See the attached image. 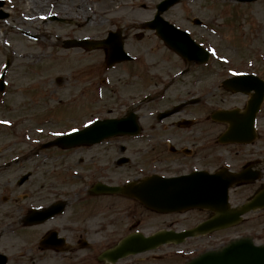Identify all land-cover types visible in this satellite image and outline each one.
I'll list each match as a JSON object with an SVG mask.
<instances>
[{"label": "rangeland", "instance_id": "obj_1", "mask_svg": "<svg viewBox=\"0 0 264 264\" xmlns=\"http://www.w3.org/2000/svg\"><path fill=\"white\" fill-rule=\"evenodd\" d=\"M159 1L161 0H0V10L3 9L6 14L5 18L0 19V75L5 71V89L0 93V156L9 154L11 150L24 152L28 144L37 146L35 151L25 154L27 159L20 161L18 166H10L8 170L0 169V182L6 176L17 178L19 175H32L30 182H53L62 181L63 176L81 175L87 177L82 179L85 187L94 182V165L97 161L118 163V167L107 170L114 180L116 177H127L139 169L129 163L123 166L127 161L125 159L148 166L152 159L143 154L146 148L133 142L127 143V149L118 156L115 151L109 154L100 148L62 153L53 148L41 150L38 146L63 133L81 128L95 118L94 87L91 86H94V58L99 53L75 48L66 50L62 42L75 38L94 39L97 32L103 35L113 28L126 27L131 28L130 32H142L139 26L153 16L155 5ZM237 1L183 0L170 8L164 14L165 18L202 43L210 52V57L206 66L192 64L183 75H179L187 66L176 56L161 51L155 40L146 39L145 44H141V49H148L147 59L155 61L158 71L156 76L159 77V80L155 77L152 80L163 81L167 77L166 72L170 71L172 76L169 75V78L175 79L174 89L184 88L189 91V95L200 96L205 88L207 91L211 90V102L216 103L213 95L219 93V73H222L223 68L230 71L255 70L264 77V0L243 4ZM59 5L61 12L55 9ZM126 6L132 8L133 16H127L122 10ZM69 13L72 16L63 18L62 15ZM24 14L34 19L32 23L21 22ZM194 18L203 27L194 26ZM123 68L117 73L121 81L126 79ZM151 74L149 72L150 76ZM56 79L61 81L56 82ZM146 85L147 92L149 84L146 82ZM169 94L166 97H172ZM262 114L257 126L263 137L264 113ZM10 132L16 136L15 139H11ZM10 139L16 143L15 147L9 145ZM262 140L258 143L264 144ZM163 151L165 154L161 163L164 159L168 162L171 158L165 149ZM114 153L115 156L112 155ZM0 167L3 168L1 161ZM202 217L196 212L169 216L146 213L139 228L144 234H148L169 224H175L177 228L187 227ZM251 217L252 223L243 224L237 230L239 234H247L253 224L257 231L255 243L264 244V213ZM135 226V220H131L125 228L128 230L136 228ZM233 233L234 231L215 234L216 242L210 239L200 240L199 249L188 257L210 247L215 248V243L216 247L225 244ZM94 239L98 240L95 227ZM194 243L191 241L188 246L178 250L163 249L155 252V255L185 252ZM1 245L6 248L4 243ZM0 250L5 251L1 247ZM97 253L98 250L94 247V254ZM149 257L150 255H143L130 258L123 264H182L186 260L171 257L165 262H159ZM141 258L147 259L138 261Z\"/></svg>", "mask_w": 264, "mask_h": 264}, {"label": "flooded vegetation", "instance_id": "obj_2", "mask_svg": "<svg viewBox=\"0 0 264 264\" xmlns=\"http://www.w3.org/2000/svg\"><path fill=\"white\" fill-rule=\"evenodd\" d=\"M152 19L151 17L149 20ZM130 29H111L119 31L123 49L130 56V60L108 67L109 61L105 51L94 50L99 53L94 58V115L97 119L132 116L139 127L138 135L118 137L90 149L72 151L84 152L100 148L109 154L115 151L118 156L127 149V143L133 142L145 147L143 154L152 161L148 166H142L135 160L125 159L127 161L123 166L129 163L139 169L129 176L126 175L127 177H116L115 180L108 171L118 167V163L111 164L109 160L101 163L97 161L94 165V182L85 187L82 179L87 177L81 175L63 176L62 181L53 182H30V175L22 184H18V181L23 176H6L5 180L0 182V247L5 250L0 252L7 256V264H99L96 261L99 252L94 254V247H100L101 251L113 246L122 236L130 233L131 229L126 230L125 226L131 220H135L136 230L143 232L139 226L145 214L152 212H148L137 201L123 194L90 193L89 188L96 183L120 186L131 181L138 182L150 175L176 177L193 172L215 173L222 170L231 175H241L243 180L240 179L242 184L229 192L232 207L240 205L264 186V144L258 143L259 136L251 144H220L219 136L231 130L232 119L237 115L221 122L212 119V115L218 111L243 114L253 91L243 94L236 90L237 86L234 84L224 86L223 81L232 78V70L227 68H223L222 73H219V93L213 95V101L216 103L211 102V90L204 88L200 96H194L189 95V91L184 88L174 89L175 79L169 78V75L172 76L170 71L166 72L165 80L153 81V77L159 80L156 76L158 71L155 61H148V49H141V44L144 45L146 39L155 40L161 51L171 56L176 55L166 48L153 32H130ZM109 32L103 35L97 32L94 39L102 41ZM138 48L140 49L137 50ZM185 65L189 69L192 64ZM120 68L125 71L126 79L123 81L117 76ZM149 72L152 73L151 76ZM244 72L250 74L248 71ZM146 82L149 84V93L146 92ZM167 94L172 97H166ZM133 97L135 99H132ZM258 120L259 114L254 120L255 131H259ZM9 145L15 147V144ZM26 147L24 152L11 150L9 154L1 155L3 168L8 170L10 166H18L20 161L27 159L24 157L27 152L36 150L35 144H28ZM164 149L171 158L168 162L164 159L161 163ZM112 155L115 156V153ZM184 159L187 160L183 161ZM253 176H257L256 180L251 178ZM55 204L56 209L62 210L42 222H36V218L30 216L35 212H44ZM190 212H196L203 217L187 227L177 228L175 224H169L162 229L178 231L192 228L212 216L210 212ZM255 215L258 214H250L240 225L221 232L234 231L235 238L242 237L237 228L248 222L252 223L251 216ZM94 227L98 240L94 239ZM249 231L246 235L254 240L257 231L253 224ZM213 235L197 240L210 238L212 242H216L217 239L212 238ZM197 240L188 247L190 250L197 249ZM99 241L101 242L97 243ZM213 246L215 247L216 243ZM171 257L177 259L178 254H165L162 259L159 257L156 261Z\"/></svg>", "mask_w": 264, "mask_h": 264}, {"label": "water", "instance_id": "obj_3", "mask_svg": "<svg viewBox=\"0 0 264 264\" xmlns=\"http://www.w3.org/2000/svg\"><path fill=\"white\" fill-rule=\"evenodd\" d=\"M252 1L255 0H243V2ZM176 2L177 0H165L158 5L157 17ZM2 17H4V14L0 13V18ZM157 20L159 21L149 25L150 28H153L163 42L181 58L198 62L206 60L207 54L190 39L187 33L175 29L166 22L160 21V19ZM117 41L115 34H109L108 40L103 42L84 39L68 41L64 45L65 47H80L90 51L111 42V45L106 47L110 49L108 56L115 61H119L124 53L121 43L119 44ZM248 78L247 76L241 77V79ZM0 86H2V80L0 81ZM245 86L249 89L251 88L249 81L241 88ZM254 88L257 94L251 100V106L253 110H257L262 102L264 83L259 81L258 86ZM234 128L237 131L229 132L231 138H234L237 142L249 141L250 131H246V128H249V118L241 124H236ZM137 132L138 128L134 118L128 116L119 120L94 122L89 127L57 138L46 146L57 145L68 149L76 146L96 144L112 136H131L137 134ZM236 180L235 176L229 177L222 172L212 175L200 172L169 179L152 176L139 183H130L120 188L101 186L104 188L102 191L105 193H122L138 200L147 209L155 212H179L188 208H199L201 210H211L215 215L211 221L204 222L194 229L180 233L160 231L149 237H144L139 233L131 234L122 239L114 248L102 253L98 258L99 261L114 263L119 258L148 252L162 244H179L186 238L235 224L240 220L242 214L264 204L263 190L256 194L253 200H250L240 208L230 210L227 202V193ZM99 191L101 192V190ZM0 264H4V259L0 261ZM185 264H264V245L255 246L249 238H242L230 242L218 251L205 252Z\"/></svg>", "mask_w": 264, "mask_h": 264}, {"label": "bare ground", "instance_id": "obj_4", "mask_svg": "<svg viewBox=\"0 0 264 264\" xmlns=\"http://www.w3.org/2000/svg\"><path fill=\"white\" fill-rule=\"evenodd\" d=\"M86 8H88V7H86ZM55 9L58 11V12H61V7H60V5L59 6H56L55 7ZM132 8L131 7H129V6H126V7H122V10H124L125 11V14L127 15V16H133L131 13H132V10H131ZM131 11V12H129V11ZM63 16V18L64 17H68V16H72V13H69V14H67V15H62ZM34 19L32 18V17H30V16H27L26 14H24L23 15V19H22V23H32V21H33ZM12 53H13V51L11 50L10 51V55H12Z\"/></svg>", "mask_w": 264, "mask_h": 264}]
</instances>
